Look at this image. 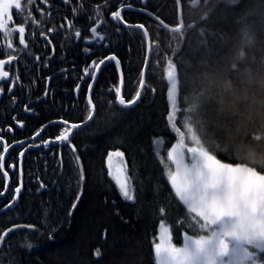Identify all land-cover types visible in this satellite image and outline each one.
<instances>
[{
	"label": "trees",
	"instance_id": "obj_1",
	"mask_svg": "<svg viewBox=\"0 0 264 264\" xmlns=\"http://www.w3.org/2000/svg\"><path fill=\"white\" fill-rule=\"evenodd\" d=\"M36 1L31 5L30 12ZM22 2L27 5V0ZM182 5H185V1H182ZM160 14V19L170 27L179 23L173 0H169ZM195 14L183 7L184 18L190 20L187 22L190 27L183 33L202 23L201 17L197 15L196 19ZM13 15L14 23L10 27L25 22L21 19L23 14L14 10ZM100 18L104 22L105 34L109 33L106 44L121 57L125 79L124 97L131 99L140 89L139 70L145 67L147 39L140 30L122 31L121 35H114L113 22L106 16ZM149 20L154 26L150 22H136L145 24L152 45L146 86L140 101L133 110L121 111L116 105L113 89L112 95L105 94V99L112 100L115 106L106 105L97 113L95 121L76 135L73 144L81 153V161L85 166L82 191L77 184L78 177L71 168L66 167L63 174L58 176L56 173L60 172L59 167L52 166L45 178L47 182L43 181L47 191L36 189L33 195L27 192L15 209L0 216V221H5L0 223V232L11 226L6 222L7 218L17 215L19 219L15 220L16 223H35L39 229H21L9 233L0 247V264H155L153 244L161 220L169 225L173 242L178 246L183 242L184 231L192 234L191 230L178 226L177 221L186 209L171 192L164 164L160 160L163 157L167 162V151L178 139L167 118L170 104L166 68L168 58L173 57L174 49L181 42L182 33L171 34ZM193 22L196 24L191 27ZM245 23L243 16L235 20L238 29H243ZM17 36L18 33H15L11 39ZM213 38L214 34L209 33V39ZM0 40L5 42L4 35H0ZM101 52L109 54L105 49ZM91 59H96V56H90V61L86 58L85 65L90 64ZM119 81L118 71L113 64L100 74L95 87L97 94L101 88L107 90L112 85L119 86ZM75 84H69L71 97L74 96ZM177 102L178 117L183 118V104L178 92ZM64 103L71 106L70 101L64 100ZM82 114L83 118L86 111ZM176 126L182 128L179 121ZM157 138L163 139L159 155L154 144ZM105 142L107 148L104 147ZM116 147L124 151L128 162V175L134 189L133 201H125L108 176L105 163L107 151ZM214 154L224 162H239L223 154ZM67 155L68 151L62 156L66 158ZM77 192H80L81 199L77 202V208L72 209ZM161 207L165 208L164 213L159 211ZM69 210L72 216L68 215ZM45 211L51 225L48 228L41 227ZM29 243L31 248L28 247ZM97 250L99 256L96 255Z\"/></svg>",
	"mask_w": 264,
	"mask_h": 264
},
{
	"label": "snow or ice",
	"instance_id": "obj_2",
	"mask_svg": "<svg viewBox=\"0 0 264 264\" xmlns=\"http://www.w3.org/2000/svg\"><path fill=\"white\" fill-rule=\"evenodd\" d=\"M34 0H27L25 5L22 0H0V35L5 37V47L3 54L7 59H0V82L11 83L7 87V92L12 93L13 88L20 80V76L10 75L5 68L10 65L12 61L17 59L16 55L11 53L20 51L14 48L11 37L18 33L19 45L26 50L28 48L26 38V23L29 18L33 25H39L42 21L36 20L29 11ZM47 2V0H46ZM70 0H65L69 3ZM180 0H176L179 5ZM238 3L239 0H233ZM84 7L83 0L79 7H73L72 13L75 15ZM129 7H131L129 5ZM14 10L23 14L21 19L25 22L10 27L14 23ZM95 18H90L92 24L90 28V35L82 36L81 29L77 28L72 32L74 27L72 21H68L67 32L78 40L83 39L86 45L83 48L84 53H90V56H96V59H91L90 64H86L83 68V74H79L77 68L74 66L71 69L73 77L80 81L75 84V99L71 108L61 106L60 111L65 115H60L58 119L48 120L46 124H41L39 128L33 133L32 143L28 144L27 148L24 145L27 140L17 141L13 138L11 143L5 140V137L0 133V173L3 175L4 190L9 189V170L13 172L17 169L16 163L7 165L9 170H6V154L9 149L14 146L19 149L18 159L21 161L19 167L20 183L14 188L13 194L7 203L0 208V215H6L17 207V201L21 196L24 185V170L22 166L23 159L27 152L31 149H43L41 157H45L46 153H53L55 149L68 148L67 157L61 156L56 161V166L59 167L60 172L56 173L58 176L62 175L67 168H71L77 175V184L83 190L85 184V166L81 161V153L77 151V147L73 144L76 135L89 127L95 121L96 115L102 111L105 106L113 107L112 100L105 99L106 95H112L113 89L115 94V102L121 111H131L137 105L141 98V91L137 90L131 99H125L121 94V87L112 85L107 90L101 88L99 95L94 88V84L98 82V74H102L104 69H108L114 64L117 71H121V57L117 51H113L105 44L109 38L107 34L100 31L101 18L100 7L95 9ZM111 16L117 21L124 20L120 11H114ZM155 19L160 26L169 27L164 24V21L156 16ZM130 28H139L143 30L145 37H148L149 31L145 24L128 25ZM57 29H48L49 33L55 32ZM84 31L88 28L85 26ZM119 34V33H117ZM41 37L45 36V32L39 33ZM70 38V37H66ZM50 42V41H49ZM98 45L95 50L94 46ZM182 45V42H181ZM180 45V46H181ZM76 48H80L79 42ZM100 49H105L109 54L105 55ZM175 52L173 57L167 60V96L172 110L168 113V121L172 129L176 132L178 139L167 151V162L163 157H160L161 163L164 164L167 181L171 186V192L174 193L175 198L183 205L186 212L177 221L178 226L191 230L190 235L188 231L183 232V242L177 245L173 242L169 229L165 227L164 220L160 221L159 242L153 244L155 264H264V170H256L240 162H224L223 159L218 158L217 154L209 151L202 144H200L198 137L195 134H190V140L185 139L184 131L176 126L174 122V115L177 107V83H176V64L174 62ZM43 56H36V64L34 69L39 66L42 70L47 66L48 60H44L41 64ZM50 59H54L51 57ZM145 64H147V56L145 57ZM103 66V68L101 67ZM68 70H61L58 75H65ZM139 84L143 88L145 86V69L139 70ZM54 77H49L48 80L39 78L43 83V95H37L35 100H29L25 104V110L33 116H39L40 113L36 111L33 104L46 105L48 104V96L53 94V90L49 81ZM121 80H123V73L121 72ZM91 81V82H88ZM36 80L30 82L28 87V95L33 93V87ZM82 84L86 86L87 93L82 96ZM21 91L24 85H20ZM6 91L3 83H0V94ZM12 103H18L15 95L12 96ZM54 103V101H53ZM83 104V109L80 104ZM51 111V109H49ZM86 111V116L81 118V114ZM73 118L78 122H72ZM12 119L16 125L21 128L25 127V121L13 116ZM188 117L184 115L183 121H187ZM186 126V125H185ZM59 128L58 134L53 139H42L39 143L36 140L42 135L44 131L49 128ZM11 131V125H9ZM159 143V141H154ZM104 147L107 148V142ZM86 155V153H85ZM157 155L159 153L157 152ZM234 160H237L230 154H223ZM105 163L108 169V176L111 177L118 187L121 197L125 201H133L135 199L131 185V177L128 176V162L125 159L124 151L119 147L114 150L107 151ZM49 167L47 159H45L44 168ZM56 172V169L53 168ZM38 182L37 191L46 187L45 183L40 180L39 175L36 176ZM55 183V181L53 182ZM0 192V196H3ZM81 199L80 192L76 194V201L71 205L72 209L77 208V202ZM161 213L165 212V208L159 209ZM68 215L72 216V211H68ZM19 216L8 217L6 222L11 224L10 227H5L0 232V243L5 241V237L14 230L27 229L31 231H39L35 223H16L15 220ZM5 221H0L4 223ZM41 227H51L48 222V213H44V221ZM51 236V233H49ZM31 244L28 247L31 248ZM96 255L100 252L97 250ZM148 264V262H145Z\"/></svg>",
	"mask_w": 264,
	"mask_h": 264
},
{
	"label": "clouds",
	"instance_id": "obj_3",
	"mask_svg": "<svg viewBox=\"0 0 264 264\" xmlns=\"http://www.w3.org/2000/svg\"><path fill=\"white\" fill-rule=\"evenodd\" d=\"M193 11L202 23L174 49L185 139L264 170V0H198Z\"/></svg>",
	"mask_w": 264,
	"mask_h": 264
},
{
	"label": "flooded vegetation",
	"instance_id": "obj_4",
	"mask_svg": "<svg viewBox=\"0 0 264 264\" xmlns=\"http://www.w3.org/2000/svg\"><path fill=\"white\" fill-rule=\"evenodd\" d=\"M173 1L175 2L178 13L176 19L178 18L179 22L173 29L181 28V25H183L181 31L178 33L168 31L165 27L160 26L159 22L155 19L156 16L160 17V13L166 7V4L169 3V0H83L84 7L75 15L71 10L73 7H79L81 0H70L69 3H65V0H47V2L46 0H37L35 6L32 7L33 10L31 14L36 20L42 21V23L33 25L29 18L26 23L28 48L25 50L23 46L19 45V36H17L16 39H12L14 48L20 51L11 53L16 55L17 59L12 61L11 64L7 65L5 68L6 71L10 72V75L18 74L20 80L13 88L12 93L7 92V87L11 81L7 83L0 82L3 83L6 89L4 93L0 94V133L4 135L5 140L8 143H11L13 138L17 141L27 140V143L24 145V147L27 148L28 144L33 142V133L41 124H46L48 120L58 119L60 115H65L64 112L58 111L62 105L64 106V100L67 99L71 102V106L66 105V107H72L76 93L74 88V96L71 97L70 90L68 89L69 84L78 83L80 81L73 77L71 69L75 66L78 73L82 75L83 68L86 66L84 63L86 58L90 61V53L83 52V48L86 45L82 38L78 40L76 37L72 36L70 32L66 31L68 21L73 22L74 27L72 28V32L79 28L82 31V36L90 35V28L92 25L90 18H95V9L99 6L100 17L106 16L107 19L113 22L112 31L114 35L117 33L121 35L122 31L140 30L143 32L141 29L130 28L128 25H137L136 22L138 21L150 22L152 24L149 19L156 22L161 28L167 30L171 34H180L190 27L187 25V22L190 20L185 19L183 16V7L193 11L191 3L194 0H180L179 5H177L176 0ZM182 1H185V5H182ZM129 5L131 7H129ZM118 10L124 20L128 21L127 25L124 24L122 20L117 21L111 16L112 12ZM108 13L110 14L107 15ZM195 17L197 19V14H195ZM103 24L104 22L101 19L100 31L105 34L106 32L103 30ZM195 24L196 22H193L191 27H194ZM85 26L88 28L87 32L84 31ZM52 28L57 29V31L49 33L48 29ZM41 31L45 32L44 37L39 35ZM78 42L80 44L79 49L76 48ZM4 47L5 42L0 40V57L3 56V58L0 59L6 60L7 57L3 54ZM96 47H98V45L94 46L93 50H95ZM102 50L103 49H100L99 51ZM38 55L44 57L40 62L41 64L44 63V60H48L47 66L43 67L42 70L39 66L35 69L33 67L36 64L35 57ZM51 57H54V59H50ZM71 58H75V60H71ZM61 70H68L65 73L67 79L65 76L58 75ZM99 76L100 74H98V79ZM49 77H54L49 81L53 94L48 96V104L32 105V107L40 113L39 116H33L25 110L24 106L29 100L34 101L37 95H43L44 85L39 78L48 80ZM34 79L36 80V84L33 87L32 95L29 96L27 90L30 86V82ZM21 84L24 85L23 91H21L20 88ZM96 84H94V88ZM82 89L83 96L86 92V86L84 84H82ZM13 95H15L18 100L16 104L12 103ZM81 106H83L82 103L80 104V108ZM49 109H51V111ZM13 116L24 120L25 127L21 128L19 125H16L15 121L12 119ZM9 125H11V131L8 130ZM58 132L59 128L57 127L49 128L42 133L39 139L36 140V143H39L42 139L51 140ZM0 150H2V147H0ZM42 151L44 150L33 148L26 153L23 159L22 166L24 170L23 180L25 187L22 188V193L17 203L27 192L28 195H33V192L36 191L38 187V182L36 180L37 175H39L40 180L47 182L45 178L48 170L52 168V166L58 168L56 166V161L60 159L62 155H65L68 148H57L53 153H46L43 158L40 155ZM18 152L19 149L14 146L9 149V153L6 154V170H9L7 165L11 163H16L17 169L15 172L9 170V189L7 191L4 190L3 175L0 173V192L4 193L3 196H0V208L8 202L13 194L14 188L20 183L19 167L21 161L18 159ZM45 159H47L49 165L47 170L44 168ZM42 190L47 191L48 189L43 188L41 191ZM1 245L2 243H0V247Z\"/></svg>",
	"mask_w": 264,
	"mask_h": 264
},
{
	"label": "water",
	"instance_id": "obj_5",
	"mask_svg": "<svg viewBox=\"0 0 264 264\" xmlns=\"http://www.w3.org/2000/svg\"><path fill=\"white\" fill-rule=\"evenodd\" d=\"M198 0H194L192 3H191V6L194 8L197 4ZM164 27V26H163ZM183 25H181V28H177V29H172V28H169V27H165L168 31L170 32H173V33H178L181 31ZM135 29H139V28H135ZM147 39V44H148V53H147V64H145V78H146V73H147V70H148V67H149V64H150V59H151V56H152V46H151V41H150V37L148 35V37H146ZM103 67V66H101ZM121 72H122V68H121V71H119V75H120V82H121V94L123 95V80H121ZM146 86V85H145ZM145 86L142 88L140 86V89L139 91H141V97H142V94H143V91L145 89ZM140 101V99L138 100V102ZM137 102V104H138ZM118 106V105H117ZM119 107V106H118ZM120 108V107H119ZM84 129V128H83Z\"/></svg>",
	"mask_w": 264,
	"mask_h": 264
},
{
	"label": "rangeland",
	"instance_id": "obj_6",
	"mask_svg": "<svg viewBox=\"0 0 264 264\" xmlns=\"http://www.w3.org/2000/svg\"><path fill=\"white\" fill-rule=\"evenodd\" d=\"M170 104V103H169ZM172 110V108H171V105H170V111ZM178 112H179V107H178V102H177V107H176V113H175V115H174V122L176 123V125H177V122L179 121L180 122V124L182 125V130H183V118H179L178 117ZM155 141H159V143L157 144V143H154L155 144V148H156V150H157V152L160 154V151L162 150V148H163V141L161 140V139H157V140H155ZM166 163V162H165ZM107 166V165H106ZM129 176V175H128ZM111 178V177H110ZM112 179V178H111ZM113 180V179H112ZM114 181V180H113ZM114 183H115V181H114ZM131 185H132V183H131ZM118 188V187H117ZM132 189H133V185H132ZM133 194H134V189H133ZM165 227H167L168 229H169V232H170V234H171V230H170V227H169V225H167L166 223H165ZM159 231H160V225H159V228H158V233H157V236H156V240H155V243H158L159 242ZM172 236V235H171Z\"/></svg>",
	"mask_w": 264,
	"mask_h": 264
},
{
	"label": "bare ground",
	"instance_id": "obj_7",
	"mask_svg": "<svg viewBox=\"0 0 264 264\" xmlns=\"http://www.w3.org/2000/svg\"><path fill=\"white\" fill-rule=\"evenodd\" d=\"M164 24H166V23H164ZM166 25H168V24H166ZM169 26V25H168ZM169 28H174V27H170L169 26ZM152 46V45H151ZM145 68V67H144ZM147 74V73H146ZM118 75H119V71H118ZM119 80H120V75H119ZM120 82V81H119ZM104 85V84H103ZM124 86H125V79H124V74H123V96H124ZM119 87H121V82H120V85H119ZM66 102H69V101H67V99L65 100ZM64 103V102H63ZM62 103V104H63ZM65 104V103H64ZM69 103H66L65 105H68ZM118 107V106H117ZM119 108V107H118ZM73 122H78V120L77 119H75V118H73ZM87 128V127H86ZM85 129V128H84ZM83 129V130H84ZM157 139H161L162 141H163V139L162 138H157Z\"/></svg>",
	"mask_w": 264,
	"mask_h": 264
}]
</instances>
